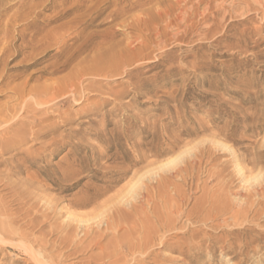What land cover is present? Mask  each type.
<instances>
[{"label": "rangeland", "instance_id": "1", "mask_svg": "<svg viewBox=\"0 0 264 264\" xmlns=\"http://www.w3.org/2000/svg\"><path fill=\"white\" fill-rule=\"evenodd\" d=\"M20 1L0 0V6L15 11ZM104 1L87 3L101 4L92 13L102 11L67 56L54 57L60 51L55 46L19 52L21 28L10 35L13 48L0 65V112L26 105L13 128L0 134L6 144L0 145V221L15 233H4L0 264H35L16 247L21 242L57 264H264V0H125L121 7L134 9L113 23L105 19L119 6ZM60 2L33 0L20 18H34L42 29L38 37L49 34L50 40L54 29L67 25L58 36L71 40L81 28L69 23L87 9L74 11L77 0L64 7ZM89 34L96 39L78 53ZM103 36L109 45L94 49ZM127 38L136 51L125 52ZM115 43L129 54L113 65L104 53ZM75 52L65 71L49 74ZM131 52L139 59L134 67L124 65ZM72 75L74 87L55 107L31 95L17 101L20 90L35 88L42 96L45 86L64 85ZM6 128L0 125V133ZM20 130L25 134L18 141ZM178 155L182 163L165 172L161 167ZM154 173L159 177L152 182ZM257 176L261 182L243 181ZM140 178L146 201L121 208L124 215L115 212V219L132 224L115 243L112 234L101 238L94 229L84 236L75 222L68 223L67 212L96 214ZM236 194L244 196L242 205L235 203ZM93 195L91 207L74 206ZM224 206L240 213L246 234L233 233V223L222 226ZM98 240L103 252L84 250ZM130 241L141 246L130 248Z\"/></svg>", "mask_w": 264, "mask_h": 264}, {"label": "bare ground", "instance_id": "2", "mask_svg": "<svg viewBox=\"0 0 264 264\" xmlns=\"http://www.w3.org/2000/svg\"><path fill=\"white\" fill-rule=\"evenodd\" d=\"M33 0H21L20 1V6L18 9H16L15 11H13V6L10 7H2L0 6V21L2 19V17L6 16L9 14V12H12L13 14H11L9 20L5 23H0V65L2 63V61L4 60L3 58L7 55V53L13 48L12 46V42H8L10 39V35L13 34L12 32H16L18 30V28H21V31H18V35L20 36L19 39L22 40V44L19 47V52L21 51H29L32 54H34V52L40 51V50H45L48 49L49 47H57L60 51L59 53L54 54V57L59 58L61 55L62 56H67L69 54V52L71 51V49L75 46V44L82 39L83 34H85L86 30L88 29V21H94L97 20V18L99 17V13L102 11V9H100L99 11H97V13H92L91 11L96 9V7L100 4H96L94 6H87V3L90 0H77L76 4H74L72 6V8L74 9V11H79L81 9H87L86 12L84 14H82L81 16H78L76 19H74L73 21H71L69 24H76L77 26H79V28H81V31L78 32V34L76 36H74L73 38H71V40H67L68 38H70V36H67L65 38L59 37L60 35L58 34V31L62 30L63 28H65L67 25L65 26H61L59 28H56L53 30L52 35H54V38H52L50 40V35L47 34L46 36L39 38L38 36L40 35L42 29L39 28L38 26H36V22L32 19V20H22L20 17L24 12V7L27 6L28 2H31ZM52 2L55 1H59V0H50ZM71 0H62V2H60V5L62 7H64L65 5L69 4ZM73 1V0H72ZM75 1V0H74ZM125 0H105L103 2V4L105 3L106 6L110 5V4H115L116 6H119L117 9H114L110 15L105 19V22L108 23H113L118 19V16H121L124 12L126 11H130L132 9H134L135 4H130V5H126L124 7H121V4L123 5V2ZM129 1V0H128ZM143 1V0H142ZM178 1V0H177ZM205 1V0H204ZM158 2V1H157ZM203 2V1H202ZM51 3V2H50ZM125 3V2H124ZM129 3V2H128ZM186 3V2H185ZM204 3V2H203ZM48 4V3H47ZM137 4V3H136ZM201 4V3H200ZM101 5V4H100ZM159 5V4H158ZM157 5V6H158ZM211 5V4H210ZM148 6V5H147ZM220 7V6H219ZM218 7V8H219ZM156 8V7H155ZM161 8V7H160ZM200 8V7H199ZM205 8V6H204ZM212 8V7H211ZM159 9V8H158ZM198 9V7H197ZM227 9V8H226ZM70 10V9H69ZM161 10V9H160ZM212 10V9H211ZM213 11V10H212ZM215 11V10H214ZM162 12V11H161ZM164 12V11H163ZM222 12V11H221ZM38 13V12H37ZM143 13V12H142ZM160 13V12H159ZM191 13V12H190ZM218 13V12H217ZM41 13L36 14V17H38ZM208 14V13H207ZM211 14V12H210ZM62 15V14H61ZM180 15V14H179ZM214 16V15H213ZM204 17V16H203ZM216 17V16H215ZM223 18V17H222ZM138 19H140L138 17ZM204 19V18H203ZM209 19V18H208ZM212 19V18H211ZM134 20V19H132ZM167 20V19H166ZM217 20V19H216ZM263 21V20H262ZM23 23L22 25H18V23L20 24ZM167 22V21H166ZM182 22V21H181ZM202 22V21H201ZM227 22V21H226ZM125 23V22H124ZM127 23V22H126ZM125 23V24H126ZM155 23V22H154ZM168 23V22H167ZM222 23V22H221ZM232 23V22H231ZM68 24V25H69ZM172 24V23H171ZM170 24V26H171ZM174 24V23H173ZM172 24V25H173ZM216 24V23H215ZM177 26V24H175ZM196 25V24H195ZM72 26V25H71ZM119 26V25H118ZM155 26V25H154ZM166 26V24H165ZM174 26V25H173ZM172 26V27H173ZM187 26V25H186ZM218 26V25H217ZM17 27V28H16ZM136 27V26H135ZM143 27V26H142ZM160 28V27H159ZM168 28H169V23H168ZM219 28V27H218ZM70 29V28H69ZM114 27L109 28L108 30H113ZM143 29V28H142ZM183 30V29H182ZM189 30V29H188ZM64 31V30H63ZM138 31V30H137ZM155 31V30H154ZM160 32V30H158ZM170 31V30H169ZM139 32V31H138ZM162 32V31H161ZM197 32V31H196ZM210 32V31H209ZM158 33V32H157ZM226 33V32H225ZM70 34V33H69ZM107 34V33H106ZM139 34V33H138ZM162 34V33H161ZM160 34V35H161ZM217 34V33H216ZM215 34V36H216ZM59 35V36H58ZM144 35V34H143ZM142 35V37H143ZM159 35V33H158ZM241 35V34H240ZM137 36V35H134ZM146 36V35H145ZM52 37V36H51ZM133 37V36H131ZM139 36H137L138 38ZM149 37V36H148ZM147 37V38H148ZM163 37V36H162ZM218 37V36H217ZM141 38V37H140ZM161 38V37H160ZM201 38V37H200ZM96 38L92 35H87L85 40L83 41V43L79 46V51L78 53L83 49H85L89 44H91L93 42V40H95ZM145 39V38H144ZM197 39V38H196ZM199 39V38H198ZM56 40V42L54 41ZM72 44H69V41H74ZM128 43H127V48L125 50V52H129V51H136V49H132V45H133V41H131L130 38H127ZM126 40V42H127ZM138 40H140L138 38ZM205 40V39H204ZM215 40V39H214ZM222 40V39H221ZM52 41L55 42V44L52 43ZM171 41V40H170ZM111 42V40L109 39V37H102V40L100 42H97L94 44L93 48L94 49H103L104 46L109 45V43ZM135 42V41H134ZM138 42V41H137ZM161 42V41H160ZM163 42V40H162ZM140 43V42H139ZM122 43H115V44H111L109 46V48L105 49V53L104 56L108 57L109 60L111 62H118V60L123 59L124 55L129 54L126 53L124 54V50H118V47L122 46ZM146 44V43H144ZM137 45V44H136ZM228 45V44H227ZM144 46V45H143ZM232 46V45H230ZM122 48V47H121ZM222 48V47H221ZM230 48V47H228ZM123 49V48H122ZM218 49V48H217ZM231 49V48H230ZM53 50V49H52ZM171 50V49H170ZM233 51V50H232ZM235 51V50H234ZM262 51V50H261ZM77 52V51H76ZM76 52L74 53V55H70L67 57L65 62H57L54 67H53V72L49 73V74H57V73H61L63 71H65L67 69V67L69 66L70 62L72 61L73 57H76ZM103 52V51H102ZM131 52V53H132ZM30 53V54H31ZM48 53V52H47ZM81 53V52H80ZM137 53V52H136ZM135 53V54H136ZM261 53V52H260ZM135 54L133 55L130 54V59L129 62L127 64H124L125 66H133L134 64H136L138 62L139 59H136ZM103 56V57H104ZM100 57V58H103ZM127 57V58H129ZM138 57V56H137ZM107 58V60H108ZM144 58V57H143ZM147 58V57H146ZM6 59V58H5ZM98 59V58H97ZM101 60V59H100ZM128 60V59H127ZM97 61V60H96ZM103 60H101L102 62ZM109 62V61H108ZM106 62V63H108ZM116 62V63H117ZM151 62V61H150ZM153 62V60H152ZM112 64V63H111ZM119 65V64H118ZM138 65V64H136ZM134 65V66H136ZM133 66V67H134ZM126 72V70H123V72H120L121 74H124ZM84 73L80 74L79 76H83ZM127 76H131V73H128ZM2 77V76H1ZM69 77V76H68ZM74 75L70 76V78L68 79L67 83L64 85H59V83L57 84H52L49 86H45L42 90L41 95H38L35 90V88L32 91H28L26 93V90H20L19 92L16 93L17 95V101H20L21 99H23L24 97H27L28 95L32 96V97H38L37 98V103L39 104H43V105H52L53 107L57 106V100L59 98V96L61 94H64V91L66 89L72 88L74 87ZM25 88V87H24ZM39 89V88H38ZM42 89V88H41ZM39 89V90H41ZM73 92V90H71ZM68 93V92H67ZM215 93V92H214ZM75 94V93H74ZM67 95V94H66ZM67 97V96H66ZM57 103V104H56ZM15 105V104H14ZM25 103L21 106L19 105L17 108H13V110H4L2 112H0V125H4L7 126L8 128H6V130H4L3 132H1L0 134H2V136L7 134V131H9V129L13 128L15 121L14 119L16 118L17 114L21 111L25 110ZM30 105V104H29ZM13 111H15L16 113L13 114ZM30 115V114H29ZM159 120V119H158ZM35 128V127H34ZM2 129V128H1ZM25 132L23 131H18L15 134V139L16 140H21L22 137L24 136ZM31 134H34L31 132ZM13 136V134H12ZM3 139V138H2ZM26 139V138H25ZM0 145L2 147H5L6 144L3 142V140H0ZM220 147L222 148H227L229 149L225 144L219 143L218 144ZM110 156V155H109ZM109 156H106L109 158ZM105 157V156H104ZM112 159L114 156H110ZM124 163V161H123ZM182 163V159L180 158V155H178V157L174 158L173 160H170L169 162L165 163L161 168H163L165 170V172H171L172 169L174 168V166L181 164ZM124 166V165H123ZM122 167V166H120ZM239 173L242 172V170L239 168L238 169ZM159 177V174L154 173L149 177V180H152V182H155L156 178ZM261 179L260 176L255 177L254 179L251 180H243L245 181L246 184H251L252 181L254 182H259ZM261 182V181H260ZM143 191V179L140 178L138 180H136V182L131 186V188L127 191L126 195L122 196L121 198H118V200L116 199L115 201H108L103 203L102 205H100V212L97 211L96 214H91V215H79V214H74L72 212H67V221L68 223H70L72 221L76 223L77 225V230L80 231V233H84V236L87 235V233L91 230L97 229L101 232V238H105L107 236H109L110 234H112L114 237L113 242L115 240L120 239L119 234L122 231H127V227H129L128 225L131 224L130 220L128 218H122L119 219L120 217H118L117 219H115L113 216H115V212H118L121 208L124 209L126 207L128 208H132L134 209L137 205L138 202L144 203L145 200V196L144 194H142L141 192ZM144 193V192H143ZM259 194V193H258ZM96 195V194H95ZM91 196V195H90ZM94 196V195H93ZM234 196V201L237 205L239 204H243L245 202L244 200V196H242L241 194H236L233 195ZM100 197V195H99ZM246 198V197H245ZM97 197H84L81 200L77 199L78 201L75 200L76 203H74V206L77 207L78 209L82 210V209H86L88 207H91V205L97 201L96 200ZM114 200V199H112ZM262 202V201H261ZM96 203V202H95ZM264 205V204H263ZM64 209V208H63ZM114 209V210H113ZM121 209V210H122ZM110 210H113L112 212H110ZM125 211V210H124ZM135 211V210H134ZM54 212V211H53ZM110 212V213H109ZM120 212L123 211H119L118 214ZM137 212V211H135ZM154 213V212H153ZM221 218H222V222L224 223L222 226H230L232 223L234 224L233 227L238 226V228L235 230V232L233 233H238V234H246V230L243 227V223L240 222V213L238 212H234L232 211V209H230L229 207L224 206L221 210ZM117 214V213H116ZM121 214V213H120ZM124 215V212L122 213ZM218 215V214H217ZM63 216V215H62ZM116 217V216H115ZM218 217V216H217ZM242 218V217H241ZM131 219V218H130ZM141 219V218H140ZM159 219V218H158ZM232 220V221H231ZM132 221V220H131ZM231 221V222H230ZM138 222V221H137ZM246 222V221H245ZM62 225V224H60ZM64 225V223H63ZM132 225V224H131ZM59 226V225H58ZM68 226H70V224H68ZM74 226V225H73ZM168 226V225H167ZM42 227V226H41ZM162 227V225H161ZM164 227V226H163ZM66 228V227H65ZM72 228V227H71ZM70 228V229H71ZM138 228V227H137ZM165 228V227H164ZM57 229V227H56ZM59 229V228H58ZM133 229V228H132ZM139 229V228H138ZM145 229V227H144ZM163 229V228H162ZM9 230V231H8ZM54 230V229H53ZM52 230V231H53ZM62 230V229H61ZM65 230V229H64ZM69 230V229H68ZM129 231H131V227H129ZM136 231V230H135ZM248 231V230H247ZM7 232L9 233V237L12 238L13 234H15L13 231H11L10 229L7 228V226L5 225V223L0 221V243H5L7 241V238L5 237L4 233ZM56 232V231H55ZM61 232V231H60ZM123 232V236L122 239L124 238V235L127 233ZM133 232V231H132ZM141 232V231H140ZM145 232V231H144ZM147 232V231H146ZM152 232V230H151ZM53 232H50V234ZM57 233V232H56ZM129 233V232H128ZM131 233V232H130ZM232 233V235H233ZM55 235V233H53ZM60 234V233H59ZM63 234V233H62ZM69 234V233H68ZM137 234V232L135 233ZM153 234V233H152ZM18 235V234H17ZM52 235V234H51ZM61 235V234H60ZM67 235V234H66ZM70 235V234H69ZM68 235V236H69ZM89 235V234H88ZM134 235V234H133ZM139 235V234H138ZM231 235V236H232ZM21 236V234H20ZM76 236V235H75ZM95 236V235H94ZM130 236V235H129ZM247 236V235H246ZM259 236H261V233L259 234ZM58 237V236H57ZM61 237V236H60ZM63 237V236H62ZM61 237V238H62ZM128 236L126 235V238ZM131 237V236H130ZM136 237V236H135ZM21 240H24V242H26L25 240L27 239V237H20ZM64 238V237H63ZM70 238V236H69ZM73 238V237H72ZM75 238V237H74ZM100 238V239H101ZM125 238V239H126ZM230 238V237H229ZM257 238V237H256ZM65 239V238H64ZM63 239V240H64ZM71 239V238H70ZM80 239V238H79ZM13 240V239H12ZM60 240V239H59ZM67 240V239H66ZM245 240V239H244ZM57 241V240H56ZM69 241V240H68ZM138 241V240H137ZM232 241V240H231ZM256 241H258V239H256ZM71 242L72 239H71ZM248 242V240H247ZM17 243V242H16ZM19 243V242H18ZM63 243V242H62ZM92 243V244H91ZM90 245L86 246V248H84V250L86 252H89L90 250H101L102 252L105 250V248H103V244L102 241H96V242H91ZM115 243V242H114ZM117 243V242H116ZM145 243V241H144ZM143 243V244H144ZM242 243V242H241ZM245 243V242H244ZM254 243V242H253ZM65 244V243H64ZM67 244V243H66ZM111 244V243H110ZM258 244V243H257ZM33 245V244H32ZM107 246L109 245V243L106 244ZM128 247H138L141 246L140 242H133L130 241ZM236 245V244H234ZM246 245V244H245ZM243 245V246H245ZM251 245V243H250ZM59 246V245H58ZM71 246V245H70ZM104 244V247H107ZM208 246V245H207ZM16 247L18 249H20L21 252H24L26 255H28L30 257V259L33 260V262L35 264H57V263H53L51 260H49L47 257L43 256V254L38 251L37 249L34 248V246H29L28 244H25L23 242L19 243L18 245H16ZM41 248V247H39ZM249 248V247H248ZM90 249V250H89ZM244 249V248H243ZM246 249V248H245ZM251 249V248H250ZM17 250V249H16ZM89 250V251H88ZM242 250V249H241ZM18 251V250H17ZM42 251V250H41ZM126 251V250H125ZM93 252V251H92ZM132 252V251H131ZM139 252V251H138ZM85 253V252H84ZM82 253V254H84ZM135 253V252H133ZM88 254V253H87ZM104 254V253H103ZM89 255V254H88ZM111 252L107 255V256H111ZM106 256V257H107ZM68 257V256H67ZM102 257V255L100 256ZM84 258V257H83ZM89 258V257H88ZM90 258L93 260V255H90ZM115 258V257H113ZM65 259V258H64ZM87 259V255L85 260ZM101 259V258H100ZM104 258H102L101 260H103ZM111 259V258H109ZM84 260V259H82ZM91 260V261H92ZM90 261V262H91ZM109 260L107 259L106 262H108ZM102 261H100L101 263ZM98 263V262H97ZM230 263V262H229ZM59 264V263H58ZM61 264V263H60ZM85 264V263H83ZM87 264H89L87 262ZM102 264H105L104 261L102 262Z\"/></svg>", "mask_w": 264, "mask_h": 264}]
</instances>
